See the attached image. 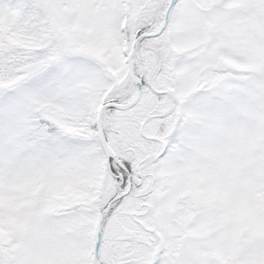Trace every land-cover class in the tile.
<instances>
[{
	"label": "snow or ice",
	"instance_id": "obj_1",
	"mask_svg": "<svg viewBox=\"0 0 264 264\" xmlns=\"http://www.w3.org/2000/svg\"><path fill=\"white\" fill-rule=\"evenodd\" d=\"M0 264H264V0H0Z\"/></svg>",
	"mask_w": 264,
	"mask_h": 264
}]
</instances>
